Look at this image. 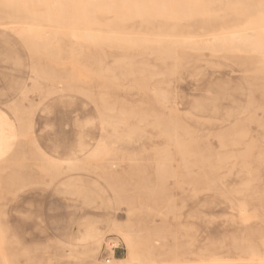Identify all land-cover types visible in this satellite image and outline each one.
I'll return each mask as SVG.
<instances>
[{
  "label": "rangeland",
  "instance_id": "1",
  "mask_svg": "<svg viewBox=\"0 0 264 264\" xmlns=\"http://www.w3.org/2000/svg\"><path fill=\"white\" fill-rule=\"evenodd\" d=\"M112 1L0 0V264H86L84 231L112 222L96 264H264V51L219 27L239 1Z\"/></svg>",
  "mask_w": 264,
  "mask_h": 264
},
{
  "label": "bare ground",
  "instance_id": "2",
  "mask_svg": "<svg viewBox=\"0 0 264 264\" xmlns=\"http://www.w3.org/2000/svg\"><path fill=\"white\" fill-rule=\"evenodd\" d=\"M36 3H38L39 2V0H34ZM69 0H59V2H60V5H58V6H61V7H64L65 8V6H66V3L68 2ZM219 1V0H218ZM239 2H237V4H235L233 7H232V9H233V17H236V16H239V17H242L243 19L242 20H240V19H237V20H234V21H232L231 23L230 22H223L221 25L222 26H219V27H222V28H232V29H234V30H232V31H227V33L229 34L228 36H229V38L231 39V37L232 36H230V34L232 35L233 34V39H234V41H233V43L234 44H229V46L231 45L232 47H230V48H234L235 49V47L236 46H239L240 45V42H241V45L239 46V47H241L239 50H241V51H243L242 49H244V48H246V49H248L250 46H252V47H250V48H252L253 49V53H254V51L256 52V53H261V52H263L264 51V0H260L259 2H257L256 3V7H257V9H256V11L255 12H252V10H251V12H252V14H248L249 13V10H247L248 8H250V3H249V1L250 0H238ZM45 2V1H44ZM46 2H48V1H46ZM45 2V3H46ZM190 2L191 3H196V4H199V6H200V8H199V12H204V9L203 8H201V6H202V3H203V1L201 0V1H199V0H190ZM17 3V2H16ZM42 3V2H41ZM171 3V2H170ZM27 4V3H26ZM68 4V3H67ZM73 4H74V2H73ZM73 4H71V5H73ZM28 5V4H27ZM31 6V5H30ZM70 6V5H69ZM95 6L97 7V8H99V9H106V10H109V11H114V12H117V13H120L121 12V10L122 9H124V8H126V4L125 3H123V0H114V1H112L109 5H106V4H101V3H96L95 4ZM230 6V5H229ZM67 7H68V5H67ZM66 7V8H67ZM81 7H83V6H80V11H83V8H81ZM157 7H159V6H157ZM65 8V9H66ZM143 8V9H142ZM141 9V11L142 12H144V13H158L159 11H160V9H158V8H156L155 7V9L154 10H151V11H149V9H148V7H142ZM160 8V7H159ZM169 8H170V6H169ZM60 9V8H59ZM67 10H69V9H67ZM62 11V10H61ZM63 11H65L64 9H63ZM171 11V10H170ZM66 12V11H65ZM70 12V11H69ZM61 14V13H60ZM232 14V13H231ZM56 15V14H55ZM62 15H64V13L62 14ZM72 15V14H71ZM71 15H70V17H71ZM150 16H155V15H150ZM174 16L177 18L178 17V15L177 14H175L174 13ZM219 15H215V16H213V18L215 19V20H217ZM228 16V15H227ZM243 16H245V18L243 17ZM60 18H62V17H60ZM64 18H66V17H64ZM69 18V17H68ZM166 18V17H165ZM182 18V17H181ZM220 18V17H219ZM38 19H39V17H38ZM67 19V18H66ZM70 19H73V18H70ZM152 19V18H151ZM179 19V18H178ZM209 19V18H208ZM69 19H67L66 21H68ZM214 20V21H215ZM70 21V20H69ZM145 21H148V20H146L145 19ZM145 21H143L144 23H145ZM205 21V20H204ZM60 22H61V20H60ZM59 22V23H60ZM65 22V21H64ZM72 22H74V21H72ZM62 23V22H61ZM150 24V23H149ZM7 25V24H6ZM65 25H68V23L67 24H65ZM72 25V24H71ZM84 25V24H83ZM122 25V24H121ZM147 25H148V23H147ZM29 26V25H28ZM32 26H34V25H32ZM31 25L29 26V27H32ZM35 27H39L38 25L37 26H35ZM44 27V26H43ZM46 27V26H45ZM63 27H64V25H63ZM130 27V26H129ZM37 28H35L36 29V32H38L37 30ZM49 28H50V26H49ZM53 29H54V27H52ZM56 28V27H55ZM40 29H41V27H40ZM39 29V30H40ZM57 30H62V32H64L63 34L65 35V31L63 30V28L61 29L60 27H59V29H55V31H57ZM70 30V29H69ZM77 30V29H76ZM130 30V29H129ZM172 30V29H171ZM72 31V33L71 34H74L73 32H74V30H71ZM79 31V30H78ZM88 31H91V29L89 30L88 29ZM94 30H92L91 32H93ZM240 31V33H241V35L240 36H238V35H236L238 32ZM34 32V31H33ZM32 32V33H33ZM67 32V31H66ZM77 31H75V33H76ZM95 32V31H94ZM96 32H99V31H96ZM125 32V31H124ZM41 33V32H40ZM60 33H61V31H60ZM82 33H85V34H89V33H87V32H85L84 31V29H83V32ZM99 33H101V32H99ZM119 33V32H118ZM117 33V34H118ZM226 33V34H227ZM239 33V34H240ZM27 34V33H26ZM46 34V33H45ZM56 34V33H55ZM67 34V33H66ZM70 34V33H69ZM69 34H67V35H69ZM70 34V35H71ZM81 34V33H80ZM84 34V35H85ZM95 34V33H94ZM103 34V33H102ZM110 34V33H109ZM117 34L115 35V34H113L114 36H113V38H117L118 36H117ZM119 34H121V32L119 33ZM118 34V35H119ZM125 34V33H124ZM124 34L123 35H119L120 36V38H122V36H124ZM132 34V33H131ZM221 34V33H220ZM224 34V33H223ZM226 34H224L225 36H226ZM75 35V34H74ZM112 35V34H111ZM126 35H129V34H125V36H124V40H125V38H126ZM219 35V34H218ZM27 36H28V34H27ZM27 36H26V38H27ZM91 36L92 35H90V39H91ZM103 36H104V34H103ZM142 37H143V35H141ZM147 36V35H146ZM151 36H153V35H151ZM154 36H156V35H154ZM208 36V35H207ZM221 36V35H220ZM223 36V35H222ZM224 36V37H225ZM235 36H238V40H239V38L241 37V41L240 42H236V37ZM29 37V36H28ZM68 37V36H67ZM97 37V36H96ZM105 37H107V35L106 36H104V38ZM112 37V36H111ZM150 37V36H149ZM161 38H163V36H160ZM165 37V36H164ZM176 37V36H175ZM204 37H206V36H204ZM211 37V36H210ZM227 37V36H226ZM249 37V38H248ZM252 38V41H251V38ZM253 37L254 38H256V40H254V42H253ZM30 38V37H29ZM88 38V37H87ZM89 38H88V40H89ZM103 38V37H102ZM151 38H153V37H151ZM157 38V37H156ZM154 39V40H156V42H157V40H158V38L157 39ZM172 38V37H171ZM174 38V37H173ZM172 38V40L171 41H173V42H175L174 41V39ZM180 38V37H179ZM183 38V37H182ZM189 37H185V39H188ZM199 38V37H198ZM202 38V37H201ZM212 39H213V37H211ZM229 38H228V40H229ZM45 39V38H44ZM86 39V38H85ZM92 39H93V37H92ZM92 39H91V43L93 44V42H92ZM106 39H108L109 41L111 40V39H109V38H106ZM128 39V38H127ZM126 39V40H127ZM145 39V38H144ZM164 39H166V38H164ZM169 39V36H167V41H170V40H168ZM178 39V38H177ZM184 39V38H183ZM190 39H193V40H195V37H190ZM196 39H197V37H196ZM200 39V38H199ZM211 39V43H214V41ZM214 39H215V37H214ZM217 39V38H216ZM215 39V40H216ZM249 39V40H248ZM43 40V39H42ZM57 40V39H56ZM121 40H123V39H121ZM130 40V39H129ZM141 40V39H140ZM146 40V39H145ZM153 40V42H155ZM176 40V39H175ZM228 40H225V42L227 41L228 42ZM30 41V40H29ZM58 42H59V40H57ZM189 41V40H188ZM199 41V40H198ZM207 41V40H206ZM217 41V40H216ZM46 42V41H45ZM53 43H54V41H52ZM95 42H97V40L95 41ZM100 42V41H99ZM113 42V41H112ZM159 42H161V39L159 40ZM158 42V43H159ZM178 42H179V39H178ZM183 42V41H182ZM190 42V41H189ZM208 42V41H207ZM220 41H218V42H216V43H219ZM229 42H230V40H229ZM228 42V43H229ZM236 42V43H235ZM33 43V42H32ZM43 43V42H42ZM109 43V42H108ZM130 43V42H129ZM167 43H170V42H167ZM204 43V42H203ZM203 43H198V44H203ZM206 43V42H205ZM215 43V44H216ZM238 43V44H237ZM242 43H243V45H242ZM97 44V43H96ZM133 44V43H132ZM172 43H170V45H171ZM188 44V43H187ZM214 44V45H215ZM219 44H221V42L219 43ZM226 44V43H225ZM39 45V44H38ZM41 45V44H40ZM49 45V44H48ZM104 45V44H103ZM117 45V44H116ZM175 44L173 43V46H174ZM194 45V44H193ZM197 45V44H196ZM211 45V44H210ZM209 45V46H210ZM256 46V48H255V46ZM106 46V45H105ZM172 46V47H173ZM188 46V45H187ZM186 46V47H187ZM191 46V45H190ZM199 46H201V45H199ZM205 46V45H204ZM212 46V45H211ZM218 46H221V45H218ZM218 46H216V47H218ZM245 46V47H244ZM116 47V46H115ZM157 47V46H156ZM184 47V46H183ZM194 47V46H193ZM196 47H198V45L196 46ZM207 47H208V45H207ZM228 47V46H227ZM226 47V48H227ZM238 47V48H239ZM39 48H40V46H39ZM42 48V47H41ZM158 48V47H157ZM223 48V47H222ZM221 48V49H222ZM249 48V51H251V49ZM255 48V49H254ZM199 49V48H198ZM203 49V47H201V50ZM205 49H206V47H205ZM219 50H220V48H218ZM217 49V51H219ZM229 49V48H228ZM246 49H244V50H246ZM258 49V50H257ZM260 49L261 50H263V51H261V52H258V51H260ZM33 50V49H32ZM223 50V49H222ZM221 50V51H222ZM224 50H225V48H224ZM39 51H40V49H39ZM52 51V50H51ZM50 51V52H51ZM214 50L212 49V52H213ZM220 51V52H221ZM236 52H237V50H236ZM243 52H245V51H243ZM156 53H158V52H156ZM217 53V52H216ZM45 54V53H44ZM167 54V53H166ZM50 55H54V54H51L50 53ZM151 55V54H150ZM57 56V55H56ZM166 57H168V56H166ZM175 57V56H174ZM264 57V56H263ZM56 58V57H55ZM123 58V57H122ZM124 59V58H123ZM173 60H174V58H172ZM52 60H53V58H52ZM157 61H158V59H156ZM63 62V61H62ZM264 62V61H263ZM53 63H54V61H53ZM208 64H211V63H208ZM208 64H207V66H208ZM75 65H76V62H75ZM175 67V66H174ZM217 67V66H216ZM262 69V68H261ZM261 69H259V70H261ZM258 70V69H257ZM263 70V69H262ZM252 72H257L256 71V68H255V71H252ZM173 73H174V71H173ZM263 73H264V70H263ZM76 74V73H75ZM162 74V73H161ZM154 77V76H153ZM96 78V77H95ZM72 79V78H71ZM70 79V80H71ZM63 80V79H62ZM132 83V82H131ZM171 83V82H170ZM75 85V84H74ZM156 85H158V84H156ZM167 85H168V83H167ZM71 86H73V85H71ZM139 86V85H138ZM128 87V86H127ZM68 88V87H67ZM71 88V87H70ZM73 88H74V86H73ZM139 88V87H138ZM142 88V87H141ZM124 89V88H123ZM129 89V88H128ZM138 92V91H137ZM158 94V93H157ZM159 94H160V92H159ZM158 94V95H159ZM102 95V94H101ZM155 95H156V93H155ZM154 95V96H155ZM164 95V94H163ZM93 96V95H92ZM161 96H162V94H161ZM163 99V97L161 98V100ZM167 101V100H166ZM100 102V101H99ZM100 106V105H99ZM160 106V105H159ZM166 109H168V108H166ZM256 111H257V109H255ZM255 110H253V111H255ZM259 110V109H258ZM262 110V109H261ZM170 111V110H169ZM119 113V112H118ZM251 114V113H250ZM249 114V115H250ZM253 114H254V112H253ZM252 115V114H251ZM256 115V114H255ZM254 115V116H255ZM247 117H250L251 118V116H247ZM247 117H246V119H247ZM119 119V118H118ZM117 119V124L119 125V123H120V120H118ZM156 119V118H155ZM9 120V117L5 114V113H3V112H1L0 111V121H2L4 124L5 123H7V121ZM122 120V119H121ZM250 120H252V118L250 119ZM103 121V120H102ZM115 121V120H114ZM118 121H119V123H118ZM104 122H106V121H104ZM107 122H109V120H108V117H107ZM111 123H113L112 121H111ZM117 124H115V126L117 125ZM117 125V126H118ZM109 126V125H108ZM0 127H1V132H0V140H1V147L2 146H4V144H2V142H3V129H4V125H0ZM114 128V127H113ZM120 138V137H119ZM119 138H117V139H119ZM116 139V140H117ZM2 149H3V147H2ZM5 152H0V159L2 158H4V156H5ZM42 156H45L44 154H41ZM46 158H47V163L49 162V168H51L52 167V173H54V174H59L60 172H59V168L62 166L63 167V165L65 166V168H66V172H69V173H71V172H73L74 170H75V168H76V166L78 165L77 164V162L78 161H76V159H74L72 156L71 157H69V158H65V159H61L60 161H58V160H55V159H51V158H48L47 156H46ZM46 158H44V159H46ZM46 161H44V162H46ZM62 170V169H61ZM45 172V171H44ZM64 172V171H63ZM66 174V173H65ZM52 176V175H51ZM56 176V175H55ZM54 178V177H53ZM49 179H51V178H49ZM68 179H73V178H68ZM50 182V181H49ZM49 184H51V182L49 183ZM111 231H117V232H119L120 234H123L122 233V231H123V228L121 227V226H119L118 224H116L115 222L113 223H107V225H106V227L104 228V229H102V230H100V229H87V230H85L84 232H86L85 234H87L86 235V244H85V247L87 248L86 250H85V252H84V257H85V259H86V264H96L97 262H95V259H94V255H95V252H97V249H99V246H100V244H101V242H102V239H103V235L106 233V232H111ZM126 235V233L124 234V236ZM84 238V237H83ZM112 247V246H111ZM129 248V249H128ZM113 249H115V248H113ZM127 252L125 253V255H124V257L123 258H121V259H117V258H115L114 256L113 257H111L112 258V262H111V258H109V257H104L103 259H102V264H105V261H108V264H133V261L136 259L135 258V255H136V252L134 251V248H133V246L132 247H127ZM113 250L111 249V254L113 255ZM141 262V261H140ZM5 263V261L3 262V264ZM208 264V263H207Z\"/></svg>",
  "mask_w": 264,
  "mask_h": 264
},
{
  "label": "crops",
  "instance_id": "3",
  "mask_svg": "<svg viewBox=\"0 0 264 264\" xmlns=\"http://www.w3.org/2000/svg\"><path fill=\"white\" fill-rule=\"evenodd\" d=\"M4 124L2 121H0V124ZM6 125L8 126V128H7V130H6V137H7V140H6V146H8L7 147V149H10V147H11V143H12V137L14 138V131L12 132V126H11V123L9 122V121H7V123H6ZM10 129H11V131H10ZM0 132H1V127H0ZM13 133V134H12ZM8 142V143H7ZM0 144H1V140H0ZM4 147V146H3ZM1 145H0V152H1ZM8 151V150H7ZM69 157H71V156H69ZM69 157H64V158H59L58 157V159H65V158H69ZM74 158V157H73ZM70 179H67L66 181H64V183L65 182H67V181H69ZM117 250H119L118 248H115L114 249V252H113V256L115 257V258H117V259H121V257H119V253H118V251ZM123 258V257H122Z\"/></svg>",
  "mask_w": 264,
  "mask_h": 264
},
{
  "label": "built area",
  "instance_id": "4",
  "mask_svg": "<svg viewBox=\"0 0 264 264\" xmlns=\"http://www.w3.org/2000/svg\"><path fill=\"white\" fill-rule=\"evenodd\" d=\"M105 264H108V261H105Z\"/></svg>",
  "mask_w": 264,
  "mask_h": 264
}]
</instances>
